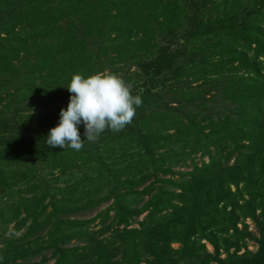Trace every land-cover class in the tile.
Here are the masks:
<instances>
[{
  "label": "trees",
  "instance_id": "16d2710c",
  "mask_svg": "<svg viewBox=\"0 0 264 264\" xmlns=\"http://www.w3.org/2000/svg\"><path fill=\"white\" fill-rule=\"evenodd\" d=\"M244 1L0 0V193L29 187L9 198L18 195L25 214L13 232L26 227L0 249V264H30L39 247L13 244L42 233L53 264H140L143 252L144 264H264V0ZM118 62L135 66L128 86L142 103L131 123L79 151L48 146L59 120L48 105L68 103L71 77L114 75ZM21 103L32 113H19ZM79 133L84 139L82 125ZM197 153L208 161L198 165ZM184 160L191 170L170 177ZM65 173H78L60 189L75 199L52 196L47 211L49 177ZM103 202L98 234L115 228L107 241L89 231L95 218L68 217ZM241 217L257 225L256 252L220 258L221 246H236ZM72 238L86 239L82 249L60 246Z\"/></svg>",
  "mask_w": 264,
  "mask_h": 264
},
{
  "label": "rangeland",
  "instance_id": "374dc122",
  "mask_svg": "<svg viewBox=\"0 0 264 264\" xmlns=\"http://www.w3.org/2000/svg\"><path fill=\"white\" fill-rule=\"evenodd\" d=\"M246 1V0H245ZM244 1V2H245ZM247 1H251V0H247ZM107 49H105V51L107 53H110L111 55H114V51L111 48V46H106ZM115 71L114 75L119 77L126 85H130L132 79L134 78L132 76V73L135 69V66L132 64L129 65H125L123 64V62L121 63H117L114 64L112 67ZM103 73H109V69H107L105 72ZM165 93H167V91H164ZM6 94L4 92V90H2V95L1 98L4 99ZM170 94H168V96L165 98V102L169 101V96ZM4 100H0V107L1 104H4ZM68 103L59 101L56 102L54 104H49L48 109L52 110V111H60L61 108H65L67 107ZM34 105V104H33ZM29 106L27 103H21L19 105L20 109H19V113L23 114V115H27L32 113L33 110H31V108L27 107ZM44 114L47 112V110H43L42 111ZM49 117L43 118V120H48ZM193 161H195L198 165L200 164L201 161H205L207 162L208 159L206 156L204 155H200V153H197L193 156ZM221 163H224V160H221ZM232 160L230 159L228 164H231ZM39 167V166H38ZM40 168V167H39ZM171 170L173 171V174L170 175V177L173 178H177L180 174L186 173L188 171L191 170V165H190V160H184L182 162H179L178 164L174 165L171 167ZM78 176V173H74L72 175H68L67 173H65L64 175H61L59 177H49L51 178V182L53 183V191H51V193L43 198L44 202H43V206L45 205L47 208V211L50 209L49 205V200L51 199L52 196L56 197L57 199H60L62 202H73L74 201V197L71 196L73 194H67L65 191L67 190H60L61 188H63L65 185H68L70 183H72L75 178ZM157 177H159V174L157 175ZM154 179V177H151L149 179V182H151ZM148 183V182H147ZM26 183L23 182H17L13 187V190L9 192V194L5 197L2 193H0V249H3V247L7 244V240L10 241V239L12 238H17L19 237L25 230V227L20 228L19 230H16L13 232L14 227H17L20 223V221L25 217V214L22 212V208L23 206L21 205V203H23V201H19L18 200V195L15 196L14 198V202L10 201L9 198H11L13 192L15 191H19L18 193H20V197H26L27 194H25V192L29 189V187H25ZM158 184V182H157ZM241 187V186H240ZM232 190H235L236 188L234 186H231ZM38 197V199L43 195L41 192H38V194H36ZM29 196V195H28ZM73 197V198H72ZM244 197L245 194H244ZM50 198V199H49ZM147 197L143 198V201H139V206L142 205V203L146 200ZM9 201V202H8ZM21 205V206H19ZM40 207H42L41 204H39ZM109 207V203L107 202H103L100 203L99 206L87 211L84 215H69L68 217L70 219L73 220H85V219H90V218H95L93 222H91L88 225L89 231H95L98 234V231L101 229L102 224L101 221L103 218L97 216L99 213H103L105 212ZM17 208V209H16ZM18 210V211H17ZM108 212V217H112L113 212L112 211H107ZM256 214H258V210L256 211ZM148 215V213L145 211L143 212L141 215L139 216H134L131 217L130 221L131 224L129 226V228H139L140 227V223L142 222V220ZM67 217V218H68ZM110 221V219H109ZM28 223V222H27ZM26 225V224H25ZM237 228L240 231V234L238 236V240L236 241V246L235 247H229L227 250L225 248H223V246H221L219 248V254L218 256L220 258H225L226 253H232L233 251L236 250L237 254H242L245 252H249V253H255L257 250V244L255 243V241L249 236H258V230H257V225H255V223L248 217H241L240 220L237 223ZM114 227L111 228V230H108L107 232H105L103 235L98 234V239H102L104 241L110 240V234L114 231ZM231 233V231L229 232V234ZM221 239H228V241L231 242L229 235H220ZM34 238V237H33ZM30 238L28 240L25 241H19L18 243L16 242L15 244H13V246H15L16 248L19 247H26L27 243H29L28 245H30L31 248H36L39 247V253L36 254L35 256L28 258L27 260L23 261V262H29L30 264H53V258L49 259L48 257H50V248H48L46 246V243H48L47 241L49 240L44 233L40 234L39 237H37V239H33ZM194 240H196L195 242L198 244H203L204 245V249L206 252L210 253L211 255L214 254V249L212 247V245L210 244V242L207 239H197V237L195 236ZM86 242V239L84 238H72L70 241H68L66 244H60L61 247L64 248H77L80 249L82 246H84ZM179 244L176 242H171L170 243V248L173 250H178L179 249ZM82 249V248H81ZM201 249H197V252L201 253ZM42 257H45L47 260V262H42ZM150 256L148 253L143 252L139 255L138 259L140 261V264H144L146 263V261H150ZM49 259V260H48ZM181 264V263H179ZM183 264V263H182ZM208 264H217L214 261L213 262H209Z\"/></svg>",
  "mask_w": 264,
  "mask_h": 264
},
{
  "label": "clouds",
  "instance_id": "9594fccd",
  "mask_svg": "<svg viewBox=\"0 0 264 264\" xmlns=\"http://www.w3.org/2000/svg\"><path fill=\"white\" fill-rule=\"evenodd\" d=\"M65 88L70 94L67 107L60 109L57 125L45 138L52 148L68 146L79 151L85 140H97L106 128L119 132L131 123L142 103L119 77L107 73L74 74ZM81 125L84 139L79 133Z\"/></svg>",
  "mask_w": 264,
  "mask_h": 264
}]
</instances>
